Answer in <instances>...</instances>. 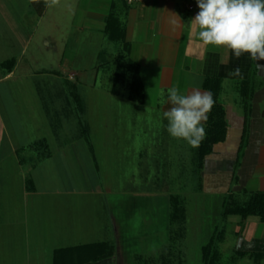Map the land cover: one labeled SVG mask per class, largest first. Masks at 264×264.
Returning a JSON list of instances; mask_svg holds the SVG:
<instances>
[{"label": "crops", "instance_id": "obj_1", "mask_svg": "<svg viewBox=\"0 0 264 264\" xmlns=\"http://www.w3.org/2000/svg\"><path fill=\"white\" fill-rule=\"evenodd\" d=\"M49 5L51 0L48 5L45 0H0V264H87L111 249V257L94 264H133L125 246L130 223L143 212L149 215L153 200L138 195L137 186L119 188L106 180L113 166H105L93 140L86 90L92 87L97 93L95 117L109 132L126 123L123 113H135L127 116L134 126L144 121L145 116L136 115L141 110L163 115L171 107L167 90L173 86L181 94L210 92L208 80H219L216 104L222 109L225 140L203 158L205 139L192 147L194 164L186 183L181 181L185 172L175 177L169 171L150 184L168 193L165 226L173 247L187 236V201L180 194L194 178L200 192L220 198L224 223L234 218L239 227L229 260L221 251L228 236L224 225L206 239L201 263L203 247L221 232L219 251L225 264L247 259L264 264V221L259 216L243 219L241 214L253 196H264V61H252L247 54L236 59L225 47L203 45L189 24L199 11L196 0H59ZM32 45L37 50L26 60ZM38 53L51 56L58 67L35 69ZM237 67L242 75L231 74ZM135 70L144 85L143 105L128 98ZM27 76L36 82L33 90L9 87ZM99 78L108 82L100 95ZM33 92L48 98L30 124L37 132L45 126L49 135L35 138V128L33 133L24 118L37 109L35 101L27 99ZM112 97L133 105L118 108ZM210 120L208 114L205 130ZM162 124L166 132L165 118ZM167 141L164 138L162 145ZM138 155L139 168H145L147 176L148 150ZM229 198L236 203L232 209L241 211L224 218ZM5 240L20 241L15 254L5 250ZM170 248L164 247L161 264L174 258L176 250ZM20 251L21 260L11 261Z\"/></svg>", "mask_w": 264, "mask_h": 264}, {"label": "rangeland", "instance_id": "obj_2", "mask_svg": "<svg viewBox=\"0 0 264 264\" xmlns=\"http://www.w3.org/2000/svg\"><path fill=\"white\" fill-rule=\"evenodd\" d=\"M36 50V46L34 47L32 45L25 59H31ZM38 54L39 55H36L37 65L34 66L35 69L39 70L42 67L52 68V66L58 67L57 63H55V59L51 58V56H44V53ZM79 66V64H76V67ZM91 67L92 65L88 64L87 68L90 69ZM30 77L32 76H27L25 79L18 80L10 84L9 87H21L26 89V91H29L30 89L33 90V86H36V82L32 83V78ZM89 77L91 78L93 76ZM35 80L37 81L39 79ZM106 83H108L107 80H101V78H99L96 87V91L99 92V95L104 93L102 86H105ZM39 88L44 90L40 85ZM93 90L94 88L92 87H89L86 90L88 95V105L92 111L89 116L91 117L94 129L93 140L97 141L96 147L99 149V153L104 156L103 163L105 166L107 167L110 164L113 166V170L109 172V178L107 177L106 180L111 179L110 183L113 182L114 185H119V188H125V185L127 184L137 186L139 188L138 195H145L150 198V200H153V208L148 210L150 211L148 212L149 215L145 214L146 212H143L131 220L128 234L129 240L125 243V246L132 257V263L161 264L159 256L164 251V247L169 245L171 250L176 251L174 252V258L171 257L170 259L166 254L164 255L167 257V260L165 259L167 264L168 261L169 264H179V262L180 264H202V246L205 244L208 236H210L215 229L220 231L224 225H227L228 236L225 244L221 246V251L223 252L224 260H229L233 256L236 241L234 233L239 227L236 225L234 218H230L228 223H224L222 217L219 215L221 212V207L218 203L220 198H217L212 194L200 192L193 183L194 178H190L191 182L188 181L189 183L184 186L186 192L180 194L186 198L188 208L189 217L186 224V239L182 242L181 240L177 241V247H173V243L169 242L166 236L167 232L165 225L168 224V219L165 213V201L168 193L157 191L156 186L151 185L150 182L154 181L158 175H164L165 173L168 174L167 172L170 171V174L174 173L175 177L176 175L185 172L186 177H183L181 181H185L186 183L187 179L190 177H187L190 172V167L194 164V161H192V147L183 139L173 138L167 131L165 132L162 124L164 118L163 115L149 109H139L141 110V113L136 114L137 116H145L143 123L141 122V119L140 124L134 126L127 116L135 115V113L127 112L123 113L125 115L123 121H126V123L119 122L112 126L109 132H104L102 123L95 117L97 98L94 95L97 93H95V91L93 93ZM41 95L42 96H36L33 92L34 97L31 95L32 97L29 96L27 98L33 99L35 105H37L36 110H32L31 114H26L24 117L26 126L30 125L32 131L34 130L33 128H35V133L33 131L34 134H32V138L49 135V130L46 131L45 126L42 125L41 131L37 132L35 124H30V122L34 121V115H37V110L43 111L42 105H44V103L42 100L48 99L45 94ZM112 99L113 101L111 100V103L118 108L125 107L127 104L133 105L128 103L126 98L112 97ZM39 107L40 109H38ZM144 111L145 114H143ZM42 119H44L43 112L41 113L40 122L44 124L45 121ZM145 122H147V128L145 127ZM144 131H148L147 135H144ZM100 132H102V135H100ZM98 136L99 141L97 140ZM108 138H111L112 140H109ZM164 138L169 141H167V144L162 145ZM146 149L148 150V159L146 161L147 170L149 168L147 176L145 168H139L140 162L138 160V153L141 150ZM148 173L150 174L148 175ZM145 180H149V183L146 184ZM181 186H177V188L181 189ZM174 188H176V186ZM150 216L153 217L150 218ZM5 241V245H8V248L5 250L11 255L15 254L20 241ZM20 255H22V251H20L19 254H16L15 259L12 257L11 261H20ZM140 257L143 259H140ZM248 262L250 261L247 259L241 264H252L251 262Z\"/></svg>", "mask_w": 264, "mask_h": 264}, {"label": "clouds", "instance_id": "obj_3", "mask_svg": "<svg viewBox=\"0 0 264 264\" xmlns=\"http://www.w3.org/2000/svg\"><path fill=\"white\" fill-rule=\"evenodd\" d=\"M58 2L51 0V5ZM45 3L48 5V0ZM196 3L199 11L189 24L196 29L203 45L225 47L236 59L247 54L252 61H264V0H196ZM231 74L242 75L239 67ZM166 102L171 104L163 112L167 132L193 148L199 147L206 137L204 124L215 105L211 92L194 89L181 94L173 86L167 90Z\"/></svg>", "mask_w": 264, "mask_h": 264}, {"label": "trees", "instance_id": "obj_4", "mask_svg": "<svg viewBox=\"0 0 264 264\" xmlns=\"http://www.w3.org/2000/svg\"><path fill=\"white\" fill-rule=\"evenodd\" d=\"M68 89L73 91V87L68 82L66 83ZM206 87L208 90H210L213 99L215 100V105L212 108L211 112L209 113L210 116V127L206 130V138L204 140V143L202 145V152L201 157L207 156L211 150L212 146L223 142L225 140V134H226V128L224 125V122L222 121L223 113L220 106L216 104V96L218 95L219 91V80H208ZM73 100L76 104H79L80 100L79 97L72 93ZM129 100L137 105H143L145 101V90L143 82L140 78V76L137 74V70H135L134 76L132 78L131 82V88H130V94H129ZM219 109V111H216ZM216 119V120H215ZM215 120V122H214ZM235 202L232 203V200L229 198L226 200L224 204V212L223 217L227 218L229 215H239L240 209L233 210L232 206L234 207ZM238 212V213H237ZM242 218L245 219L248 216H259L261 217L262 221H264V196L258 195L253 196L251 201L247 204L246 207H243L242 210ZM221 232H216L211 236L207 244L203 247L202 250V262L203 264H225L223 261V258L219 251V244L221 243ZM114 251L113 249L110 250L109 253L103 255L99 258H93L89 263L87 264H94L98 262L99 260H104L113 255Z\"/></svg>", "mask_w": 264, "mask_h": 264}]
</instances>
